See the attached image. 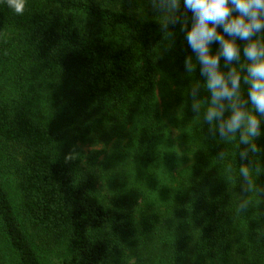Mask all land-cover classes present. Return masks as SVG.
Instances as JSON below:
<instances>
[{
  "label": "trees",
  "instance_id": "1",
  "mask_svg": "<svg viewBox=\"0 0 264 264\" xmlns=\"http://www.w3.org/2000/svg\"><path fill=\"white\" fill-rule=\"evenodd\" d=\"M51 1L59 6L26 7L23 15H16L0 0V34L16 32V44L10 50L16 60L36 63L48 73L76 76L93 102L119 108L125 117L138 111L144 114L143 122L154 120L153 94L163 56L167 51L180 56V68L184 52L190 53L180 25H165L163 18L140 17L135 10L145 9L149 0ZM74 12L104 25H126L134 44L90 37ZM201 88H205L203 78L194 82L189 113L179 124L195 159L180 172L177 185L163 195L165 207L154 216L163 214L156 230L164 240L165 233L173 235L181 253L192 246L198 256L228 264L239 246L250 264H264V136L256 140L260 151L249 154L253 191L243 192L238 176L240 164L247 163L239 157L243 146L238 138L229 140L209 131L202 120L208 105L202 94L200 112L193 111L194 97ZM138 98L143 104L135 108ZM146 123L138 125L141 136L155 137L162 131L158 121ZM57 139L56 130L20 100H0V144L13 145L21 153L13 166L25 217L40 234L68 247L61 264H115L130 236L139 191L145 189V194L154 188L128 187L131 173L137 181L148 182L142 174L137 175L141 168L132 166L128 173L127 167L119 170L118 202L104 203L96 194L94 176L74 159L61 155ZM243 200L248 204L242 208ZM0 232L20 264H43L1 180Z\"/></svg>",
  "mask_w": 264,
  "mask_h": 264
},
{
  "label": "rangeland",
  "instance_id": "2",
  "mask_svg": "<svg viewBox=\"0 0 264 264\" xmlns=\"http://www.w3.org/2000/svg\"><path fill=\"white\" fill-rule=\"evenodd\" d=\"M85 2L100 0H80ZM104 5L120 9L108 2ZM59 6L51 0H27V8L37 9ZM143 18H163L148 2L143 10H130ZM82 29L92 38L105 42L133 45L131 29L126 25L109 26L96 22L86 14L74 12ZM16 32L0 34V100L18 99L32 114L38 115L58 134L61 155L71 157L94 176L96 194L104 203L118 202L119 170L132 166L141 168L137 175L144 176L148 184L137 181L135 174L127 178L128 187L154 188L139 191L138 202L133 205L130 220V236L125 238L123 248L115 264H227L197 255L195 248L186 247L181 253L179 241L170 234L164 240L156 230L160 218L154 217L164 209L163 195L178 183L180 172L194 162V154L186 142L184 131L179 127L190 108L193 84L200 80L199 67L192 73L177 66L180 56H163L158 69V82L153 94L157 113L154 120L144 119V114L133 111L123 116L119 108H111L93 102L84 92L83 82L76 76L60 75L44 71L38 64H24L10 51L16 44ZM215 48V45L213 46ZM185 55H188L186 51ZM223 65V61H221ZM22 86L20 87V80ZM201 86V85H200ZM196 93V92H195ZM207 103L210 93L202 88L194 99L203 97ZM139 96L145 98L141 93ZM133 107L143 104L136 99ZM186 117V116H185ZM198 117H201L198 115ZM158 121L162 131L155 137L140 135L138 125ZM20 150L13 145L0 144V180L9 192L23 228L38 250L43 264H61L68 255V247L40 234L25 217L18 178L14 163L20 158ZM145 166V167H143ZM173 166V169L171 168ZM175 166V167H174ZM132 199V198H130ZM165 232V231H162ZM160 239H159V238ZM0 264H20L0 232ZM250 264L246 256L235 249L231 263Z\"/></svg>",
  "mask_w": 264,
  "mask_h": 264
},
{
  "label": "clouds",
  "instance_id": "3",
  "mask_svg": "<svg viewBox=\"0 0 264 264\" xmlns=\"http://www.w3.org/2000/svg\"><path fill=\"white\" fill-rule=\"evenodd\" d=\"M149 2L165 25H180L183 42L190 49L183 60L184 69L192 73L199 67L210 93L202 120L213 134L229 140L238 138L243 146L239 157L247 161L240 164L238 171L241 189L252 192L249 154L260 151L256 140L264 136V0ZM5 3L14 14L25 13L27 0ZM192 108L199 113L200 102L194 99ZM227 171H232L231 166ZM247 204L243 200L240 206Z\"/></svg>",
  "mask_w": 264,
  "mask_h": 264
}]
</instances>
